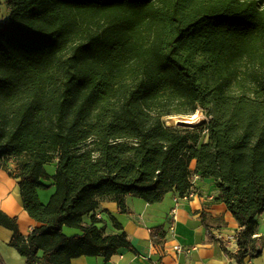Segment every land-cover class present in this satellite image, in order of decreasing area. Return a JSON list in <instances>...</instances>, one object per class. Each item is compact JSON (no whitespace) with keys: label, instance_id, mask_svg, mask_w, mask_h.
I'll use <instances>...</instances> for the list:
<instances>
[{"label":"trees","instance_id":"obj_1","mask_svg":"<svg viewBox=\"0 0 264 264\" xmlns=\"http://www.w3.org/2000/svg\"><path fill=\"white\" fill-rule=\"evenodd\" d=\"M0 22V168L39 224L27 238L0 211L25 264H71L120 249L94 212L130 195L156 204L213 179L239 225L235 264L258 258L264 213V0H6ZM201 110L194 126L166 125ZM207 142L203 143V135ZM55 163L50 176L46 165ZM8 164H13L9 169ZM54 191L46 204L37 191ZM90 217V225L82 226ZM207 223H218L201 214ZM117 230H122L115 221ZM63 228L80 233L66 235ZM154 245L163 226L150 229ZM221 247L222 242L219 241ZM259 246V248H258ZM0 264H4L0 257Z\"/></svg>","mask_w":264,"mask_h":264},{"label":"crops","instance_id":"obj_2","mask_svg":"<svg viewBox=\"0 0 264 264\" xmlns=\"http://www.w3.org/2000/svg\"><path fill=\"white\" fill-rule=\"evenodd\" d=\"M53 173L54 175L55 163ZM13 164H8L12 169ZM46 168V167H45ZM196 163L192 161V196L183 199L175 193L167 194L161 202L147 204L141 199L126 195L124 197L127 213L119 212L118 206L111 198L98 200V207L94 217L98 221L97 227L102 231V236H112L124 232L127 241L134 251L120 249L107 263L102 257H79L73 259L71 264H235L230 257L236 252L233 243L226 239L234 235L239 229L238 223L228 212L226 206L215 201L218 191L213 179L203 178L195 172ZM50 182L49 185L46 183ZM52 181L44 182L50 186ZM43 190V189H42ZM53 192H51L52 194ZM39 201L46 204L51 194L45 195L37 191ZM0 211L17 220L20 234L27 238L32 230L39 226L23 209L18 181L12 179L6 171L0 168ZM201 214H206L212 219H221L222 223H207L209 230L215 237L208 239L205 228L201 222ZM90 217L83 218L82 226L90 225ZM115 221L122 230H117ZM257 239L264 240V213L257 217ZM163 226L165 238L160 245H154L150 238V229ZM66 235L80 233L78 230L63 228ZM12 233L0 226V257L4 264H25L13 248L9 246ZM219 241L222 242L221 247ZM181 246L183 252L176 253L175 246ZM259 248V246H258ZM261 256L247 258L246 264H259L264 256V248L260 249Z\"/></svg>","mask_w":264,"mask_h":264},{"label":"rangeland","instance_id":"obj_3","mask_svg":"<svg viewBox=\"0 0 264 264\" xmlns=\"http://www.w3.org/2000/svg\"><path fill=\"white\" fill-rule=\"evenodd\" d=\"M9 15V11L6 5V0H0V22L3 23L7 20V17ZM207 119L206 115L203 111L197 110L192 115L187 114H180V115H172L169 118L165 119L167 125H179V126H193L197 125L202 121H205ZM202 142H207V135H203ZM54 170V164L46 165V171L51 174ZM47 185L50 184V182L46 183ZM46 193L45 195L48 196V194H51L53 192V188L49 187L47 189L40 190ZM47 203V198L45 199ZM260 258V257H259ZM262 260L259 261V264H264V256L261 258Z\"/></svg>","mask_w":264,"mask_h":264},{"label":"built area","instance_id":"obj_4","mask_svg":"<svg viewBox=\"0 0 264 264\" xmlns=\"http://www.w3.org/2000/svg\"><path fill=\"white\" fill-rule=\"evenodd\" d=\"M167 125V124H166ZM180 125V124H179ZM179 125H177V126H179ZM168 126V125H167ZM194 126V125H193ZM192 196V193L190 192V193H188V194H185L182 198L183 199H188L189 197H191ZM229 243L231 242V243H233L234 244V246H235V248H237V244H236V238H235V236L234 235H232V236H229L227 239H226ZM174 250H175V252L176 253H181V252H183V248L181 247V246H175L174 247Z\"/></svg>","mask_w":264,"mask_h":264},{"label":"water","instance_id":"obj_5","mask_svg":"<svg viewBox=\"0 0 264 264\" xmlns=\"http://www.w3.org/2000/svg\"><path fill=\"white\" fill-rule=\"evenodd\" d=\"M259 252H260V250H259Z\"/></svg>","mask_w":264,"mask_h":264}]
</instances>
